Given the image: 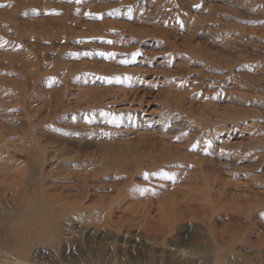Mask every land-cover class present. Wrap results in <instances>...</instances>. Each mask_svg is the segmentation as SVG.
I'll list each match as a JSON object with an SVG mask.
<instances>
[{
	"label": "rangeland",
	"instance_id": "1",
	"mask_svg": "<svg viewBox=\"0 0 264 264\" xmlns=\"http://www.w3.org/2000/svg\"><path fill=\"white\" fill-rule=\"evenodd\" d=\"M0 166L32 221L65 227L27 264L99 243L118 262L264 264V0H0ZM166 197L184 213L162 236L95 217L115 200L111 218H159Z\"/></svg>",
	"mask_w": 264,
	"mask_h": 264
},
{
	"label": "bare ground",
	"instance_id": "2",
	"mask_svg": "<svg viewBox=\"0 0 264 264\" xmlns=\"http://www.w3.org/2000/svg\"><path fill=\"white\" fill-rule=\"evenodd\" d=\"M148 142L149 141H147V143ZM142 144H140V145H142ZM146 145H148V144H146ZM146 145H145V147L147 149V146ZM134 146L136 147V144ZM153 146L157 147L156 145H153ZM153 146H152V150H153ZM140 148L141 147H139L138 149H140ZM158 148H160V147H158ZM150 152H152V151H150ZM150 152H149V154H150ZM166 152H167V150L165 151V148L163 147L162 150H161V153L158 156V158L161 155V159L163 160V155ZM165 155L167 156V158H169L168 155H167V153ZM166 156H164L165 157L164 158L165 161H163V163L166 162ZM146 157H148V156H146ZM169 159L171 160L172 158H169ZM138 161H139V159L138 160L135 159V163H138ZM172 161L174 162L173 159H172ZM131 163H129V164H131ZM131 165H132V167L134 166V168H136L135 170H137V168H138L137 167V164H134V165L131 164ZM124 167H123V170H124ZM5 168L7 169L9 167H4V170H5ZM111 168H113V167H111ZM119 171H120V169H119ZM130 171L135 172L133 170H130ZM1 172H2V169H1ZM12 172L13 171H11V173ZM132 172H130V173H132ZM8 173H9V171L6 170L5 172L2 173V175H0V194L8 193L9 194L8 199L12 203V204L10 203L12 207H7V206H4L3 204H0V264H27L24 261H22L21 258L18 257V255H19L18 250L21 247H23L27 242L33 240V238H35L36 241H37V238L36 237H38V236L40 237V235L43 234V232H46V231L48 232V230L49 231L51 230V233L52 234H51L50 240L52 242H54V241H56V236H54V235L63 233L65 227L64 228L61 227V224L60 223H57V222L53 223V226L44 225L42 227V225L40 223L41 220L40 221L39 220L32 221L33 216H34V211L37 214L38 211L36 209L39 208V207L38 206H33V207L32 206H27L26 203H24L25 202V198H27V197H30L31 198L32 197L30 195V190H29V192H27L26 190L24 192L23 191L20 192L21 191L20 189L23 187L22 185H24L23 184L24 183L23 182V178H19V180H15V179L12 178L13 173L10 174V175ZM122 173H123V171H122ZM126 173H127V170H126ZM25 186H26V184H25ZM17 187L18 188L21 187L19 189L20 191L16 190V189H18ZM116 187L118 188V185L117 184H116ZM25 192L28 193V194H26ZM155 196H156V194H155ZM149 197H151V196H149ZM170 197H171V195H170ZM170 197H168V198H170ZM168 198L166 197L165 199H162L161 202H160V205H158V206H160L158 208V210H159V218H154L153 216L148 215L149 214V213H147L148 211L145 212V214L142 213V214H140L138 216L139 211L142 212L141 210H144V208L141 209V206L142 205L141 206L139 205L140 202L138 204L140 206V210L137 208L135 210L136 212H134V213L130 210V212H132V213H130L131 216H129L128 218H124V217H122V218L118 217V219L117 218L114 219L115 217L114 218H111V214H112V211H113V208H114L113 206L115 204V200L117 202L118 196H117V198L114 201H111L112 203H108V205L106 204L107 205L106 207H108L107 208L108 209L107 212L104 213L103 212L104 210L103 211H99V212L96 213V216L95 217L98 218L99 220H101L102 225H106L107 224L106 222L108 221L109 224L111 226H113L114 228H116V230L118 232H120V231H126V233L129 234V229H131L135 225H138V224L140 225L141 224L140 227L146 233H152V234H156V235H161L162 236L165 233V231H168L166 229H168L169 227L168 228H166V227L167 226H172L170 224L172 222H174V221L175 222L176 221H179L183 217V213H184L182 211V209L180 210V208H178L180 206H176V205H178V202L175 203L176 201L173 202L172 199L169 200ZM102 199H103V197H102ZM175 200H176V198H175ZM106 202H109V200L106 201ZM186 202L187 201L185 200V203ZM102 203H104V201L101 202V204ZM5 205H6V203H5ZM146 205H144L142 207H146ZM170 205H174V206L171 208ZM148 207H150V206H148ZM77 208H79V207L77 206ZM188 209H190V208H188ZM194 210L195 209H193L192 211H194ZM133 211H134V208H133ZM189 211H191V209ZM193 213H195V212H193ZM184 215H186V214H184ZM38 218L39 217H35L34 219H38ZM137 218H138V221H137ZM155 219H156V222H157V220L159 221V219L162 220V223L161 222L160 223L157 222L158 224H156ZM131 225H132V227H130ZM169 230L171 231V229H169ZM215 236H217V235H215ZM71 257H72L71 260H75V261H77V263L78 262H81V261H84L85 264H136L137 263L136 260H131L129 263H126L124 261H119L118 262V255H117V253L114 252L113 254H111V253L108 254L107 251H106L105 246L102 243H99L98 244V247H96V251L93 254H91V255L90 254H86V253H79L78 255H74V257L73 256H71ZM124 258H126V257L124 256ZM206 260H207L206 263L207 264H210V260L208 258H206ZM149 262H153L154 263V261H152V259H147V260H145L144 264H149ZM175 264H182V260L177 261V263H175Z\"/></svg>",
	"mask_w": 264,
	"mask_h": 264
}]
</instances>
